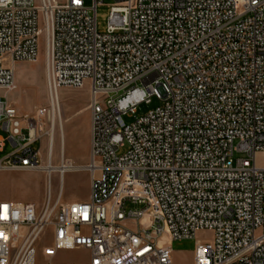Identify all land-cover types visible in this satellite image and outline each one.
Returning a JSON list of instances; mask_svg holds the SVG:
<instances>
[{
	"label": "built area",
	"instance_id": "1",
	"mask_svg": "<svg viewBox=\"0 0 264 264\" xmlns=\"http://www.w3.org/2000/svg\"><path fill=\"white\" fill-rule=\"evenodd\" d=\"M102 2L0 0V89L43 37L50 94L89 90L90 171L85 200L53 197L51 173L40 205L0 198V264H173L187 239L192 264H264V0H114L99 33ZM39 127L0 96V171L38 170ZM68 250L87 258H55Z\"/></svg>",
	"mask_w": 264,
	"mask_h": 264
},
{
	"label": "rangeland",
	"instance_id": "2",
	"mask_svg": "<svg viewBox=\"0 0 264 264\" xmlns=\"http://www.w3.org/2000/svg\"><path fill=\"white\" fill-rule=\"evenodd\" d=\"M114 0H103L96 7V26L99 33H103L107 27L108 14ZM8 67L11 63L6 61ZM14 70L16 88L10 92L0 89V96L9 100L16 108L17 112L29 114L36 118L39 123L38 134L41 138L34 142V149L40 147L41 165L46 163V140L49 129V117L35 116L36 109H50L48 101V90L45 82V53L44 38L40 40V57L34 62H19ZM60 99V110L62 128L58 124L59 118L55 119L53 132V151L51 155V164L61 165V159L64 165L87 166L89 163V90L84 88H60L58 90ZM160 104L156 97H152L150 103L142 102L137 106V112L134 117H124L126 123L134 118L146 114L151 109ZM0 133L5 135V131L0 129ZM62 135V136H61ZM64 141V142H63ZM12 149L9 142L3 151H0V158ZM63 150V153H62ZM122 148L119 153L123 152ZM242 157L241 153H234V159ZM256 162L264 165V154L256 155ZM90 181L89 169L65 172L63 181H61L58 171L51 172V191L52 196L56 197L61 192L63 202L72 200H85L88 196ZM47 187V173L45 171L29 170H3L0 171V198H8L14 201H28L40 205L45 198ZM137 204L127 202L125 210L139 208ZM126 226L134 229L137 224L133 221H127ZM212 232L210 230H199L196 233V239L199 242L210 241ZM46 242L38 246V257L42 259L47 253L44 247ZM196 245L195 239L176 240L171 243L173 264H192L191 256ZM61 261L82 262L87 258V254L81 250L59 251L55 257Z\"/></svg>",
	"mask_w": 264,
	"mask_h": 264
},
{
	"label": "bare ground",
	"instance_id": "3",
	"mask_svg": "<svg viewBox=\"0 0 264 264\" xmlns=\"http://www.w3.org/2000/svg\"><path fill=\"white\" fill-rule=\"evenodd\" d=\"M47 88V87H46ZM48 90V89H47ZM48 101H49V129L47 131V140H46V163L42 164L38 167L39 171H45L46 173L56 172L58 171L60 174L61 172H70V171H78V170H85L88 169L87 166H74V165H63V166H55L52 165L49 161V156L52 155L53 151V132L55 127V119L59 118V125L61 126V110H60V99L58 96V91L56 93H51L48 90ZM62 136V135H61ZM63 153V150H62Z\"/></svg>",
	"mask_w": 264,
	"mask_h": 264
},
{
	"label": "crops",
	"instance_id": "4",
	"mask_svg": "<svg viewBox=\"0 0 264 264\" xmlns=\"http://www.w3.org/2000/svg\"><path fill=\"white\" fill-rule=\"evenodd\" d=\"M12 67L16 68L18 66V63H13L11 64ZM61 128H62V123H61ZM1 136H4L3 134L0 133ZM64 142V141H63ZM6 145H7V142H6ZM5 148V147H4ZM4 150V149H3ZM2 150V151H3ZM9 153V152H8ZM8 153L4 154L1 158L5 157ZM8 199V198H7ZM192 257V256H191ZM191 262H192V258H191Z\"/></svg>",
	"mask_w": 264,
	"mask_h": 264
}]
</instances>
